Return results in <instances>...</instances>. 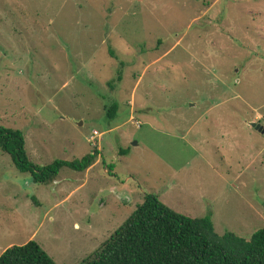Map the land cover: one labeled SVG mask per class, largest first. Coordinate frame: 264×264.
Listing matches in <instances>:
<instances>
[{"label": "rangeland", "instance_id": "obj_1", "mask_svg": "<svg viewBox=\"0 0 264 264\" xmlns=\"http://www.w3.org/2000/svg\"><path fill=\"white\" fill-rule=\"evenodd\" d=\"M252 124L264 0H0V127L23 133L37 166L99 153L39 185L0 151V256L34 241L81 264L146 195L249 240L264 229Z\"/></svg>", "mask_w": 264, "mask_h": 264}, {"label": "trees", "instance_id": "obj_2", "mask_svg": "<svg viewBox=\"0 0 264 264\" xmlns=\"http://www.w3.org/2000/svg\"><path fill=\"white\" fill-rule=\"evenodd\" d=\"M117 80L121 81L120 74ZM116 113V105L106 110L108 119H114ZM0 151L10 157L18 172L29 174L39 185L55 182L62 168L87 171L99 154L93 150L79 160L37 166L28 158L23 133L5 127H0ZM127 153L120 151L121 155ZM0 264L56 263L30 241L8 248L0 256ZM81 264H264V229L249 240L232 233L219 235L209 216L188 217L171 210L158 197L146 195L129 218Z\"/></svg>", "mask_w": 264, "mask_h": 264}, {"label": "water", "instance_id": "obj_3", "mask_svg": "<svg viewBox=\"0 0 264 264\" xmlns=\"http://www.w3.org/2000/svg\"><path fill=\"white\" fill-rule=\"evenodd\" d=\"M257 132L264 136V127L259 124H252L251 125Z\"/></svg>", "mask_w": 264, "mask_h": 264}, {"label": "built area", "instance_id": "obj_4", "mask_svg": "<svg viewBox=\"0 0 264 264\" xmlns=\"http://www.w3.org/2000/svg\"><path fill=\"white\" fill-rule=\"evenodd\" d=\"M102 135L96 131L93 132L92 140L100 138ZM99 140V139H98Z\"/></svg>", "mask_w": 264, "mask_h": 264}, {"label": "crops", "instance_id": "obj_5", "mask_svg": "<svg viewBox=\"0 0 264 264\" xmlns=\"http://www.w3.org/2000/svg\"><path fill=\"white\" fill-rule=\"evenodd\" d=\"M95 165H96V164H95ZM90 168H92V166H91ZM90 168H89V169H90Z\"/></svg>", "mask_w": 264, "mask_h": 264}]
</instances>
